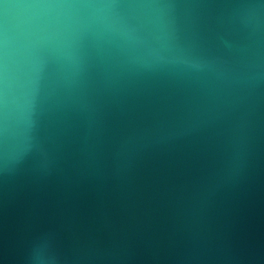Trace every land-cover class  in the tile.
Here are the masks:
<instances>
[{
	"label": "water",
	"instance_id": "obj_1",
	"mask_svg": "<svg viewBox=\"0 0 264 264\" xmlns=\"http://www.w3.org/2000/svg\"><path fill=\"white\" fill-rule=\"evenodd\" d=\"M0 264H264V0H0Z\"/></svg>",
	"mask_w": 264,
	"mask_h": 264
}]
</instances>
